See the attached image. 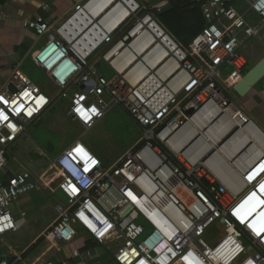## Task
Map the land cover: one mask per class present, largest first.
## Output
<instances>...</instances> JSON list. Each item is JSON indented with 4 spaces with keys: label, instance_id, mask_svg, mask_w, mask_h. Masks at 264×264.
I'll use <instances>...</instances> for the list:
<instances>
[{
    "label": "built area",
    "instance_id": "built-area-1",
    "mask_svg": "<svg viewBox=\"0 0 264 264\" xmlns=\"http://www.w3.org/2000/svg\"><path fill=\"white\" fill-rule=\"evenodd\" d=\"M115 1L120 9L107 14L100 6L89 9L86 0L55 23L43 17L24 21L45 38L34 61L69 101L74 122L89 131L111 108L122 106L145 131L142 145L110 168L80 140L56 158L63 201L47 239L68 244L61 226L76 223L102 244H120L117 264H264V236L232 215L252 190L244 177L264 160V144L257 139V131L263 132L223 89L235 91L246 65L241 51L261 31L247 21L244 9L264 21V0H193L202 4L207 25L187 47L156 19L154 11L162 13L166 6L146 11L144 0ZM96 57L111 78L93 67ZM225 67L232 68L227 77ZM0 95L24 104L25 111L34 109L30 116L12 114L15 131L0 121V171L12 174L0 185L1 237L18 231L12 205L43 188L30 170L9 169L3 147L16 143L52 98L20 69ZM41 96L44 101L37 103ZM77 107L96 112L86 122ZM77 145L97 161L90 172L73 152ZM231 154L236 158L228 162ZM216 222L224 233L207 240ZM72 255L91 252L74 250ZM0 264L12 263L0 259Z\"/></svg>",
    "mask_w": 264,
    "mask_h": 264
},
{
    "label": "rangeland",
    "instance_id": "rangeland-1",
    "mask_svg": "<svg viewBox=\"0 0 264 264\" xmlns=\"http://www.w3.org/2000/svg\"><path fill=\"white\" fill-rule=\"evenodd\" d=\"M151 1L153 0H144L143 6L146 9L154 7V2L151 3ZM243 53L244 56H247L249 59L251 58V53L248 50H244ZM92 65L105 73L108 78H111L113 75L107 65L98 57L93 60ZM231 71L232 68L228 69L227 74ZM27 75L52 97V103L38 120L27 126L26 133L20 136L16 143L3 147L6 151L5 156L8 160L9 169L12 172L26 167L35 172L38 175L36 177L39 178L41 174L50 168V170L52 169L50 171L52 174L47 173L45 179L48 180L52 177L51 179L54 180L56 177L54 161L68 146L77 140H80L89 151L99 157L106 168L120 163L128 152L136 150L142 145L141 140L145 136L144 129L122 106L111 108L104 119L93 129L86 131L71 119L68 114L69 101L61 98L59 90L49 81L50 79H48L44 71L32 66V68L27 70ZM223 89L238 104V100L242 97L224 86ZM246 105H248L247 102ZM49 149L54 150V152L51 153V150L49 152ZM56 185L57 183H54L52 186L55 187ZM62 201L63 196L61 192L49 196V194L44 192L30 191L23 195L12 206V211L18 215L16 218L20 222L16 221L20 229L15 233L3 236L6 244H2V237H0V247L9 248L11 246L14 250L21 252L35 235L40 233L57 217L56 204ZM24 210L27 211L28 215L22 218L21 212ZM61 229L68 235L70 243H62L51 237L49 239L46 237L42 238L37 247L35 246V249H33L35 250L33 254H41V249L43 248L51 252L44 257L41 256L38 264H42L43 260H54V256L59 255V253L63 258L65 257L64 252L72 251L75 246L82 247L83 245L77 244V241L71 239L76 229L81 231L79 234L81 233L83 237L94 240L87 234L82 233L83 229L78 224L71 227L62 225ZM222 233H224V228L220 222H216L210 227L209 235L206 239H212L214 237L212 236L213 234L217 236ZM97 244H100V242ZM119 246L120 244H112L108 248V251L114 255ZM57 248L60 250L56 251ZM188 255L190 254H186L184 257ZM19 264H30V261L24 260ZM194 264L201 263L194 262Z\"/></svg>",
    "mask_w": 264,
    "mask_h": 264
},
{
    "label": "crops",
    "instance_id": "crops-1",
    "mask_svg": "<svg viewBox=\"0 0 264 264\" xmlns=\"http://www.w3.org/2000/svg\"><path fill=\"white\" fill-rule=\"evenodd\" d=\"M84 1L86 0H0V90H2V88L9 84V80L16 69L22 70L26 75L27 70H29V68H32V66L40 69L34 61V55L37 50L44 44L45 38L38 37L33 30L27 28L24 25V21L28 19H34L35 17H43L46 21L55 23L62 20L63 18H66L76 4ZM45 7H47V9H45ZM244 8L245 5H243V9ZM244 11L247 21L252 26L261 29L259 36L251 40L241 51L243 59L246 62L244 70L247 68L250 71L261 60L264 59V21L258 18L249 10L244 9ZM244 50H248V52L251 53H248L251 55L250 59L247 56H244ZM228 69L229 68L225 67L222 70L223 76H228ZM40 88L43 90L42 87ZM44 92L50 98H52L46 91ZM241 97L242 98L238 100V105L242 107L246 114L252 119V121L264 134V77L257 82V84L251 89L249 93ZM246 102L248 105H246ZM54 169L56 170V177L54 178V180L51 179L52 177L48 180L45 179L46 174L51 173L50 171H52V169L50 170V168H48L45 173L41 174L39 178L36 177L37 174L35 172H32L30 169H28L34 174V176L39 180L43 187L41 190L34 191L44 192L49 194V196H53L57 192H60L59 184L62 181V176L60 175L56 166ZM54 183H57L55 187L52 186ZM57 205L58 203L56 204V207ZM12 213L15 221H19V219L16 218L18 217V215H16V213H14L13 211ZM27 215L28 213L26 210L21 212L22 218H25ZM57 218L58 213L57 217L52 220L51 223H49L40 233L35 235L21 252L14 250L11 246H9V248L0 247V259H6L12 264H19L24 260H29L30 264H38L41 256L44 257L51 251L48 252L43 248L41 249V254L37 253L36 255H34L33 251L35 250L33 249H35V246L37 247L39 241L42 238H48L46 235L49 234L50 228L57 221ZM74 225H76V223H74ZM74 225L71 224L67 227H71ZM19 229L20 226H18V231ZM79 232L81 231L79 229H76L71 239H74V241H77V244L83 246H75L73 247L72 251L64 252L65 257L63 258L62 256H60V253L59 255L57 254L56 256H54V262H57L58 264H63L64 262H66V264H74L75 261V264H117L114 255L108 251V248H110V246L102 243H96L95 246L86 248V244L89 239L83 237L81 233L79 234ZM82 233L87 234L84 230L82 231ZM1 237L2 244H6L3 236ZM59 250V248L56 249V251ZM74 250H78L81 252H91V255L73 257L72 252ZM45 262L46 261L43 260L42 264H45Z\"/></svg>",
    "mask_w": 264,
    "mask_h": 264
},
{
    "label": "snow or ice",
    "instance_id": "snow-or-ice-1",
    "mask_svg": "<svg viewBox=\"0 0 264 264\" xmlns=\"http://www.w3.org/2000/svg\"><path fill=\"white\" fill-rule=\"evenodd\" d=\"M219 35V33H217ZM31 93L25 92L24 96H30ZM44 101V97H39L37 103ZM11 105H15L10 109ZM34 109H27L25 111V105L18 103L16 100H9L0 95V121H3L13 131H15V125L10 123L12 114L17 115H32ZM76 113L86 122L91 119L90 112H96L95 108L85 109L77 107ZM73 152L77 156L82 157L85 167V172H90L95 167L97 161L92 158L89 152L82 145H77L73 148ZM71 154V153H70ZM75 159V157H73ZM264 177V160L258 162L256 166L250 169L247 175L244 177L250 184H252V190H250L244 198L238 203V205L232 210V215L235 216L240 222L245 223L257 236H264V181L261 180ZM15 183V181H13ZM72 191L75 193L78 191L75 185L72 186ZM131 195V194H130ZM135 199V197H133ZM111 228V225H108ZM103 235V232L101 233ZM188 260V257H184ZM139 264H144V261H139ZM189 264L191 262L189 261Z\"/></svg>",
    "mask_w": 264,
    "mask_h": 264
},
{
    "label": "trees",
    "instance_id": "trees-1",
    "mask_svg": "<svg viewBox=\"0 0 264 264\" xmlns=\"http://www.w3.org/2000/svg\"><path fill=\"white\" fill-rule=\"evenodd\" d=\"M152 2H154V6H166L162 13H155L152 9L153 7L151 10L154 11V15L159 23L183 47H187L207 25L202 13V4L199 2L193 0H153L151 3ZM148 10L149 9L146 11ZM248 71L249 70L246 68L244 73L246 74ZM50 150L51 149H49V152ZM53 152L54 150H51V153ZM9 176H12L10 172H7L6 174L1 172L0 185L5 184ZM96 243L98 242L89 240L86 244V248L95 246Z\"/></svg>",
    "mask_w": 264,
    "mask_h": 264
},
{
    "label": "water",
    "instance_id": "water-1",
    "mask_svg": "<svg viewBox=\"0 0 264 264\" xmlns=\"http://www.w3.org/2000/svg\"><path fill=\"white\" fill-rule=\"evenodd\" d=\"M263 77L264 59L242 77V79L234 86V90L240 96H245Z\"/></svg>",
    "mask_w": 264,
    "mask_h": 264
},
{
    "label": "bare ground",
    "instance_id": "bare-ground-1",
    "mask_svg": "<svg viewBox=\"0 0 264 264\" xmlns=\"http://www.w3.org/2000/svg\"><path fill=\"white\" fill-rule=\"evenodd\" d=\"M86 6L89 9H92L95 6H100V10L101 13L107 14L112 8V12H114L117 8L120 9V5L118 4L117 1L115 0H89L88 3H86ZM111 15V13L106 17L108 18ZM126 16V14L124 13L123 16L121 18H119L117 20V23H119L124 17ZM106 18H104L103 21L106 20ZM257 139L264 144V135L262 133H260L259 131H257ZM218 143V141H216ZM228 159V162L233 161L236 156L235 154H231L230 156L226 157Z\"/></svg>",
    "mask_w": 264,
    "mask_h": 264
},
{
    "label": "clouds",
    "instance_id": "clouds-1",
    "mask_svg": "<svg viewBox=\"0 0 264 264\" xmlns=\"http://www.w3.org/2000/svg\"><path fill=\"white\" fill-rule=\"evenodd\" d=\"M247 264H252V262L251 261H248Z\"/></svg>",
    "mask_w": 264,
    "mask_h": 264
}]
</instances>
